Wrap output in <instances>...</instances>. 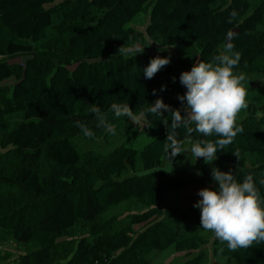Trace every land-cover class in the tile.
Wrapping results in <instances>:
<instances>
[{
	"label": "trees",
	"instance_id": "16d2710c",
	"mask_svg": "<svg viewBox=\"0 0 264 264\" xmlns=\"http://www.w3.org/2000/svg\"><path fill=\"white\" fill-rule=\"evenodd\" d=\"M259 2L251 8L248 0H0V85L15 80L9 91L0 89V134L22 164L8 182L11 191L0 193V231L18 244L35 245L16 264H149L146 255L172 247L190 257L185 264H201L208 245L214 257L264 264V243L231 251L215 237L178 236L161 207L172 192L186 208L199 189L215 188L212 167L231 169L240 181L252 174L264 199L259 183L264 179V104L238 118L243 131L211 164L198 159L196 171L162 169L163 161L177 163L181 154L170 158L164 153L167 130L150 114L155 135L140 149L123 144L106 155L90 153L83 163L73 142L83 135L74 126L77 120L94 136L105 133L89 112L93 103L113 125L128 120L108 111L113 102H128L139 112L162 97L173 108L181 107L177 95L183 92L172 73L190 71L193 63L218 55L228 30L237 33L233 43L242 53L235 71L252 68L264 58L257 37L264 26V0ZM141 14L146 16L143 28L132 27ZM137 42L147 46L143 53L124 58L117 52ZM48 43L50 49L34 46ZM190 50L191 59L178 61ZM165 54L172 64L145 79L150 59ZM14 55H24V62L10 64L7 57ZM161 85H166L163 92ZM179 131L185 147L189 140ZM245 154L255 156L252 166L241 157ZM42 157L50 161L46 176L31 168ZM183 192L188 194L184 204ZM131 200L145 209L124 219H99ZM80 222L89 225L88 237L58 248Z\"/></svg>",
	"mask_w": 264,
	"mask_h": 264
},
{
	"label": "clouds",
	"instance_id": "9594fccd",
	"mask_svg": "<svg viewBox=\"0 0 264 264\" xmlns=\"http://www.w3.org/2000/svg\"><path fill=\"white\" fill-rule=\"evenodd\" d=\"M236 38L237 33L228 30L223 50L218 55L208 62L201 60L193 63L190 71L180 73L179 82L186 88L183 95H177L181 107L173 108L162 97H157L139 112H134L128 102H113L108 111L116 118L126 117L134 124L143 122L149 128V114L160 118L167 130L163 143L164 153L173 158L190 151L195 161L203 159L206 164H211L218 159V151L225 150L243 131L242 126L237 123V115L248 107L247 90L243 83L247 79L246 75L235 71L242 59V53L235 49L233 43ZM144 49L138 45L126 47L123 44L117 52L124 58H131L143 53ZM170 63V55L151 58L143 69L144 78L153 79ZM172 79L175 82L176 78ZM165 90L166 85H161L159 91ZM156 93L157 90L153 89V95ZM89 112L94 114L96 128L115 134L114 125L99 106L91 104ZM164 113H168V116ZM74 126L85 137L95 135L85 122L77 120ZM181 129L184 130L185 138L190 141V148L186 149L184 141L179 138ZM193 134L202 138L193 139ZM211 178L216 187L199 189L197 194L200 199L193 204L194 208L200 210V227L211 231L231 251L264 243V199L261 198L253 175L249 173L240 181L231 169L222 171L218 167H212ZM259 183L264 185V179Z\"/></svg>",
	"mask_w": 264,
	"mask_h": 264
},
{
	"label": "rangeland",
	"instance_id": "374dc122",
	"mask_svg": "<svg viewBox=\"0 0 264 264\" xmlns=\"http://www.w3.org/2000/svg\"><path fill=\"white\" fill-rule=\"evenodd\" d=\"M248 1L251 5V8L254 5L260 3L259 0ZM145 22L146 16L145 14H141L132 22L131 26L142 29ZM257 37L259 40L258 44H264V26L258 28ZM2 39L4 40L6 38ZM133 45H138L141 48L147 49V46H145L144 44H140L139 42H137L136 44L129 43L126 47H131ZM34 46L36 50L50 49L51 47L50 43ZM193 54V50L186 51L182 55L177 56L178 61L184 62L187 59H191ZM165 56L169 55L165 54ZM7 59L10 64L16 65L22 64L25 60V57L24 55H14L8 56ZM170 64H172V59ZM180 73L181 71L176 68L175 72L172 73V78L175 77L176 80L179 81ZM238 73L245 74L247 78L243 83L244 87L247 90L246 101L248 107L246 109H242L238 113L237 119L247 115H251L255 106L264 104V58H261L249 70H244ZM14 81V79H9L3 82L0 85V89L9 91ZM180 87L182 92L185 93L186 88L181 84ZM11 120H14V118H11ZM114 128V135L105 132L102 135L93 136L91 138L85 137L84 135L73 138V142L75 143L81 154L83 163L88 162V156L90 155V153H95L97 155H106L115 147L123 144L140 149L155 135L153 128L145 127L143 122H141L140 124H134L130 120H126L120 122L117 125H114ZM248 129H251V127L249 126ZM3 142L4 133H1L0 193L11 191L10 189H12L13 187L8 182L11 179L12 175L17 171L18 167L22 165L21 162L17 161L16 157L13 155L12 149L10 147H6ZM185 148H190V141L186 143ZM241 157L244 159L247 166H252L255 163V156L252 154L241 155ZM49 167L50 161L46 157H42L37 165L31 166V168L38 172L41 176H46L48 174ZM172 168L196 171L197 160L195 161L190 151H185L183 154H181V159L177 163L173 164L167 161H163V170ZM187 193L183 192V194H180V200L183 204L186 202L188 195ZM178 195L179 194L176 191L170 193L166 200L161 204V207L165 211L166 216L170 219L174 228H176L177 235L184 236L195 233L207 240H211L212 238H214L215 236L211 231H205L200 227V210L193 207V204L199 200V197L195 196L194 198H192L193 200L191 199L190 202L188 201L190 203L188 207L182 208L177 200ZM144 209L145 208L139 203L131 200L128 202H124L118 206L111 207L106 211V213L102 214L99 219L102 221L107 220L110 217L124 219L132 214L139 213ZM125 220L123 222H125ZM70 232V237L61 242L58 245V248H70L79 239L87 238L89 235V225L81 222L77 223ZM59 241L60 240H57V242ZM33 248H35L34 244H18L14 242L9 237V235L4 234L0 231V264H16L19 261L21 255L32 250ZM204 256L205 258L201 264H236L232 259L229 258L214 257L211 253L209 245L204 249ZM146 257L149 264H185L186 260L190 259V257L185 254L176 253L173 247L163 253L154 252L146 255Z\"/></svg>",
	"mask_w": 264,
	"mask_h": 264
},
{
	"label": "built area",
	"instance_id": "2783aa9c",
	"mask_svg": "<svg viewBox=\"0 0 264 264\" xmlns=\"http://www.w3.org/2000/svg\"><path fill=\"white\" fill-rule=\"evenodd\" d=\"M184 94V93H183Z\"/></svg>",
	"mask_w": 264,
	"mask_h": 264
}]
</instances>
